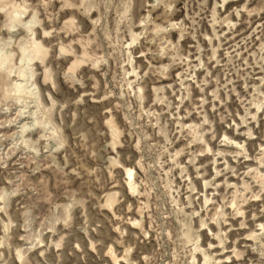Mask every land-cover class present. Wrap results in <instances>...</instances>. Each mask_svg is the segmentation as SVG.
<instances>
[{
    "label": "rangeland",
    "instance_id": "rangeland-1",
    "mask_svg": "<svg viewBox=\"0 0 264 264\" xmlns=\"http://www.w3.org/2000/svg\"><path fill=\"white\" fill-rule=\"evenodd\" d=\"M5 55L0 264H264V0H0Z\"/></svg>",
    "mask_w": 264,
    "mask_h": 264
},
{
    "label": "bare ground",
    "instance_id": "bare-ground-1",
    "mask_svg": "<svg viewBox=\"0 0 264 264\" xmlns=\"http://www.w3.org/2000/svg\"><path fill=\"white\" fill-rule=\"evenodd\" d=\"M20 49H21V55H20V62L22 63L23 62V64H26L27 63V61L28 60H31V58H30V54H31V52H29L26 48H22V47H20ZM29 57V58H28ZM6 60H8L7 59V56L5 55L3 58H1L0 59V66H4V63H5V61ZM262 66V65H261ZM17 75H18V77H21V78H23L24 80H28L29 79V77H30V75H29V72L27 71V69H25V68H23V67H19V69H18V72H17ZM20 79V78H19ZM259 79V78H258ZM20 83V82H19ZM24 84V83H23ZM25 85V84H24ZM15 92L17 91V93L20 95L21 94V92L23 91V85L22 84H15ZM18 97V96H17ZM19 97H21V96H19ZM19 99V98H18ZM25 105V104H24ZM25 127V126H24ZM228 142V141H227ZM235 142H231L230 141V143H226V146L227 147H230V148H235V146H237V145H235L234 144ZM222 145V144H221ZM225 146V147H226ZM237 148V147H236ZM264 149V148H263ZM223 153H224V151H223ZM239 154V153H238ZM222 157H224V156H222ZM259 159H260V161H259V166L258 167H260V166H262L263 168H264V159H263V156H261V157H258ZM254 160V159H253ZM254 167V166H253ZM258 167H255L253 170H255L256 172H259V171H257L256 169L258 168ZM238 170V169H237ZM128 171H129V169H128ZM247 173H246V177H250V176H247V174L250 172V170H247L246 171ZM260 173V172H259ZM252 174V173H251ZM249 175V174H248ZM260 175V174H259ZM232 176H235V175H232ZM254 176H255V174H254ZM254 176H253V178L252 179H254ZM260 176H264V174H261ZM244 182V181H243ZM248 183V182H247ZM247 183L246 184H244V187H246V189H248L249 188V191L250 190H252L255 186H257V184L256 183H254V184H250V183H248V186L249 187H247ZM237 191V190H236ZM262 191V190H261ZM242 192V191H241ZM254 196V195H253ZM235 208V207H234ZM234 218V217H233ZM261 225V224H260ZM264 228V227H263Z\"/></svg>",
    "mask_w": 264,
    "mask_h": 264
}]
</instances>
